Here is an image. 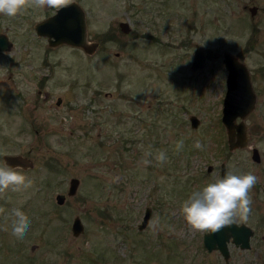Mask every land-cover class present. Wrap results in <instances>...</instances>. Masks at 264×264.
<instances>
[{
  "label": "rangeland",
  "instance_id": "374dc122",
  "mask_svg": "<svg viewBox=\"0 0 264 264\" xmlns=\"http://www.w3.org/2000/svg\"><path fill=\"white\" fill-rule=\"evenodd\" d=\"M76 1L88 40L99 42L90 55L50 47L36 34L35 22L56 9L0 15V32L13 42L0 51V156L34 162L23 169L31 188L0 194V264H264V0ZM195 44L207 55L198 70L190 67ZM225 50L247 64L257 92L245 119L249 145L232 151L221 122ZM159 151L167 162L156 161ZM221 163L257 177L244 222L256 231L252 246L230 243L227 261L204 247V232L192 231L180 211L193 191L220 177ZM71 177L80 183L68 196ZM147 206L151 218L139 230ZM13 209L31 222L22 240L12 235ZM76 215L84 225L78 236Z\"/></svg>",
  "mask_w": 264,
  "mask_h": 264
},
{
  "label": "water",
  "instance_id": "95a60500",
  "mask_svg": "<svg viewBox=\"0 0 264 264\" xmlns=\"http://www.w3.org/2000/svg\"><path fill=\"white\" fill-rule=\"evenodd\" d=\"M248 10L251 15H254L257 11V6L251 5L248 7ZM120 28L124 33L130 31L129 23L126 21L120 22ZM34 29L38 36L47 38L48 46L50 47L66 44L80 48L90 55L99 46L97 41L88 40L86 13L79 2L75 0H72L67 7L56 9L53 14L35 22ZM12 47L13 42L9 39L8 35L0 32V51L7 52ZM206 59L207 55L203 48L199 44H195L190 64L191 69L198 70L203 68ZM222 63L227 74L225 79L226 90L222 99L221 122L226 130L228 149L232 151L249 145L250 134L245 119L256 108L257 92L247 64L237 55L226 50L223 51ZM189 121L192 127H196L199 124V118L193 114L189 116ZM250 148L252 161L259 163L261 156L258 148L255 146H251ZM0 159L6 160L13 167L18 166L24 170L34 166L32 158L20 153H4L1 154ZM212 170L213 166L208 165L207 172H211ZM225 173V164L221 163L220 177L222 178ZM79 183V178H70L67 191L68 196H72L77 192ZM55 199L58 204H63L66 195L58 193ZM151 214L152 210L147 206L140 223L137 225L139 230H142L149 224ZM83 230V222L80 216L76 215L71 223V232L74 236H78ZM253 235L254 230L251 226L245 223H237L216 233L204 232L202 241L208 251L218 250L223 259L227 261L230 256L229 243L234 244L240 249H249Z\"/></svg>",
  "mask_w": 264,
  "mask_h": 264
},
{
  "label": "clouds",
  "instance_id": "9594fccd",
  "mask_svg": "<svg viewBox=\"0 0 264 264\" xmlns=\"http://www.w3.org/2000/svg\"><path fill=\"white\" fill-rule=\"evenodd\" d=\"M70 3L71 0H0V15L14 18L29 9H61ZM194 147L203 149L199 142ZM182 148L183 140L177 141V151ZM146 155L150 156L151 152ZM155 159L159 164L167 162L166 153L159 151ZM142 163L147 166L151 161L145 159ZM256 183L257 177L250 172L237 175L228 171L222 178L217 177L214 182L193 191L182 203L181 214L194 232L216 233L241 221L247 222L252 204L249 194ZM32 184L33 181L24 174L23 169L13 167L6 160H0V194L27 190ZM3 211L0 208V212ZM11 215L15 218L12 222V235L22 240L31 222L20 209H13Z\"/></svg>",
  "mask_w": 264,
  "mask_h": 264
},
{
  "label": "flooded vegetation",
  "instance_id": "af4514ba",
  "mask_svg": "<svg viewBox=\"0 0 264 264\" xmlns=\"http://www.w3.org/2000/svg\"><path fill=\"white\" fill-rule=\"evenodd\" d=\"M76 1V0H75ZM120 22H122V21H120ZM120 22H119V27H120ZM127 22V21H126ZM121 29V28H120ZM122 31V30H121ZM123 32V31H122ZM47 44H49L48 43V41H47ZM98 44H99V42H98ZM239 223H244V222H239ZM253 230H254V235H253V237L251 238V240L255 237V234H256V231H255V229L253 228ZM262 239L264 240V235H262ZM252 242V241H251ZM230 244V243H229ZM252 246V245H251ZM251 248V247H250ZM249 248V249H250ZM242 250V249H241Z\"/></svg>",
  "mask_w": 264,
  "mask_h": 264
}]
</instances>
